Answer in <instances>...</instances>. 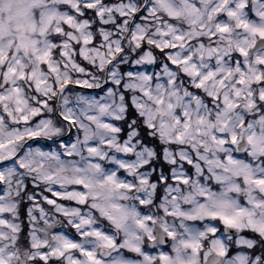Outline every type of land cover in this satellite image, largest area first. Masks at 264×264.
<instances>
[{
	"label": "snow or ice",
	"instance_id": "snow-or-ice-1",
	"mask_svg": "<svg viewBox=\"0 0 264 264\" xmlns=\"http://www.w3.org/2000/svg\"><path fill=\"white\" fill-rule=\"evenodd\" d=\"M53 262L264 264V0H0V264Z\"/></svg>",
	"mask_w": 264,
	"mask_h": 264
},
{
	"label": "rangeland",
	"instance_id": "rangeland-1",
	"mask_svg": "<svg viewBox=\"0 0 264 264\" xmlns=\"http://www.w3.org/2000/svg\"><path fill=\"white\" fill-rule=\"evenodd\" d=\"M150 68V67H149ZM144 68H142V70H143ZM153 70V68L151 67L149 70H147V71H152ZM76 91H78V92H81L82 94H85V95H96L97 94V92L96 91H88V90H77L76 89ZM44 118H46V117H44ZM36 119V121L38 122V120L40 119L39 117L38 118H35ZM65 132H67V131H65ZM41 137H39V139L38 140H36L35 142H33L32 140H30L28 143H27V145L28 146H31V147H33V148H40L42 151H51L53 148H58L59 147V141H57V142H52L51 140H48V139H46V138H41ZM69 138H71L72 140H74L75 139V130H73V132L72 133H70V135H69ZM67 141H69V139L67 140ZM66 141V142H67ZM35 143H37V144H39V145H37V144H35ZM121 174H119L122 178L124 177V175H123V173H122V171L120 172ZM60 231V230H59ZM75 231V230H74Z\"/></svg>",
	"mask_w": 264,
	"mask_h": 264
},
{
	"label": "flooded vegetation",
	"instance_id": "flooded-vegetation-1",
	"mask_svg": "<svg viewBox=\"0 0 264 264\" xmlns=\"http://www.w3.org/2000/svg\"><path fill=\"white\" fill-rule=\"evenodd\" d=\"M152 66H150V68H151ZM149 68V69H150ZM39 139V137H37V138H35L34 140H32L33 142H35L36 140H38ZM41 139V138H40ZM68 139H70L69 138V136H67V137H65L63 140L64 141H67ZM29 142V141H28ZM27 142V143H28ZM35 144H37V143H35ZM37 145H39V144H37ZM38 148V147H37ZM122 175V174H121ZM30 188H31V185L29 186ZM73 187H77L78 188V186H73ZM49 196H50V194H48ZM58 202H61V203H69V202H66V201H58ZM73 206H75V205H73ZM27 207H28V205L25 203V204H23V205H21V208H20V217H21V221H22V227H23V229H24V234L26 235V233H27V224H28V222H27V215H26V212H27ZM44 207L47 209V208H49L50 206H48V205H44ZM62 219V218H61ZM54 231H62V232H64L66 235H68L70 238H73V239H79V237L78 236H76V234H75V231H74V229H72L70 226L69 227H62V226H60V225H57L56 226V228L55 229H53ZM221 230H222V226H221ZM53 264H55V262H53Z\"/></svg>",
	"mask_w": 264,
	"mask_h": 264
},
{
	"label": "water",
	"instance_id": "water-1",
	"mask_svg": "<svg viewBox=\"0 0 264 264\" xmlns=\"http://www.w3.org/2000/svg\"><path fill=\"white\" fill-rule=\"evenodd\" d=\"M75 87L76 89H81V90H90V89H82V88H79V87H76V86H73Z\"/></svg>",
	"mask_w": 264,
	"mask_h": 264
}]
</instances>
